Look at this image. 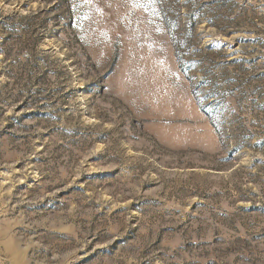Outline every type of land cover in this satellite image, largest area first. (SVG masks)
<instances>
[{"label": "rangeland", "instance_id": "1", "mask_svg": "<svg viewBox=\"0 0 264 264\" xmlns=\"http://www.w3.org/2000/svg\"><path fill=\"white\" fill-rule=\"evenodd\" d=\"M0 264H264V0H0Z\"/></svg>", "mask_w": 264, "mask_h": 264}, {"label": "trees", "instance_id": "2", "mask_svg": "<svg viewBox=\"0 0 264 264\" xmlns=\"http://www.w3.org/2000/svg\"><path fill=\"white\" fill-rule=\"evenodd\" d=\"M189 26L190 27H193V30H194V27L196 26V23L195 24H193L192 22L189 24ZM176 46H177V44H176Z\"/></svg>", "mask_w": 264, "mask_h": 264}]
</instances>
